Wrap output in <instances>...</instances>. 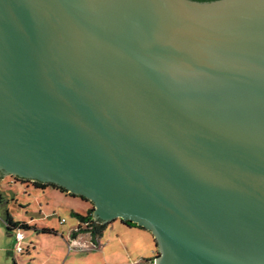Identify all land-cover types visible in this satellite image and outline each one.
<instances>
[{
	"label": "water",
	"instance_id": "1",
	"mask_svg": "<svg viewBox=\"0 0 264 264\" xmlns=\"http://www.w3.org/2000/svg\"><path fill=\"white\" fill-rule=\"evenodd\" d=\"M0 172L264 264V0H0Z\"/></svg>",
	"mask_w": 264,
	"mask_h": 264
},
{
	"label": "rangeland",
	"instance_id": "2",
	"mask_svg": "<svg viewBox=\"0 0 264 264\" xmlns=\"http://www.w3.org/2000/svg\"><path fill=\"white\" fill-rule=\"evenodd\" d=\"M14 179V178H13ZM11 177L0 180V264H121L127 263V253L120 248L115 233L106 228L102 237L97 239L95 250H84L83 243L70 239L72 229L77 225L73 213L85 216L93 206L83 199L52 192L36 191L32 182H17ZM74 198V199H73ZM5 212L12 222L26 223L29 226L48 227L56 235H41L33 228L21 231L22 252L14 253L17 241L13 231L8 233L3 218ZM61 222V223H60ZM119 222V221H118ZM147 232V231H146ZM148 237L152 235L147 233ZM152 238V237H151ZM108 239V240H107ZM83 240V239H82ZM148 258L157 252L151 242ZM145 257V259H148ZM144 264H152L151 262Z\"/></svg>",
	"mask_w": 264,
	"mask_h": 264
},
{
	"label": "trees",
	"instance_id": "3",
	"mask_svg": "<svg viewBox=\"0 0 264 264\" xmlns=\"http://www.w3.org/2000/svg\"><path fill=\"white\" fill-rule=\"evenodd\" d=\"M189 1H196V2H204V3H206V2L216 1V0H189ZM0 176H1V172H0ZM17 179H20V178H17ZM13 180L15 181L16 178L13 179ZM20 181H24V180H20ZM21 183H23V182H21ZM49 186H51L53 189H55V190H57L59 192H62L63 194H67L69 197H75V198L78 197V196L70 195V194H68L67 191H65L63 189H60V188H57V187H54L52 185H47V184L33 182V188H36L38 190H43L44 188L49 187ZM79 198H81V197H79ZM81 199H83V198H81ZM84 201H86V200H84ZM8 215H9L8 212H5V215H4V218H3L4 224L6 226V229H7L8 233H10V232L12 233V231L14 233L15 231H18V232H20L22 234L21 231L33 228L35 232H38V233L43 234V235L44 234H48L50 236L51 235H56L55 232H53L49 228H43V229L39 230L38 228L35 227V225L33 227H31V226H29L26 223L12 222L11 218ZM72 215L74 216L73 218L76 219V221L78 223L77 224L78 226L72 233H70L71 241L76 240V238L79 235L83 234V235H87L90 238L91 242L96 244L97 239L98 238L100 239L102 237V235L104 234L108 224H101V223H99L98 220H94L91 210L88 211L85 216H83L82 214H78V213H72ZM122 224L127 226V227L138 228V229L144 230L143 228L136 227L132 223H122ZM144 231H146V230H144ZM152 243L156 247V243H155V241L153 239H152ZM156 255H157V252L155 253V256ZM149 261H151V260H149Z\"/></svg>",
	"mask_w": 264,
	"mask_h": 264
},
{
	"label": "crops",
	"instance_id": "4",
	"mask_svg": "<svg viewBox=\"0 0 264 264\" xmlns=\"http://www.w3.org/2000/svg\"><path fill=\"white\" fill-rule=\"evenodd\" d=\"M36 191H42L44 192L45 190H52V192H57L60 194H63L62 192H59L55 189H53L52 187H46L43 190H38L36 188H32ZM45 194V192H44ZM68 198H72L69 197L67 194H63ZM74 199V198H73ZM73 213V212H72ZM61 223V222H60ZM78 224V223H77ZM111 225V226H110ZM78 225H76L71 233L77 228ZM110 226V231H113L112 233H115V237H116V241L119 243L120 248H122L123 246V250H125V252L127 253V259L128 262L127 263H121V264H144L145 261L147 263L149 262H153V259L155 258V256L153 258H148L151 252V242H152V238L148 237L146 231L138 229V228H132V227H127L125 225H123L120 221H112L108 224V227ZM107 227V228H108ZM37 228V227H36ZM43 228H48L46 226L44 227H39V230L43 229ZM107 230V229H106ZM105 233V232H104ZM43 235V234H41ZM24 237V236H23ZM78 237H81L83 240V242L87 241L88 236L87 235H79ZM108 240V239H107ZM102 248H99V251H101ZM148 258V259H145ZM151 260V261H149Z\"/></svg>",
	"mask_w": 264,
	"mask_h": 264
},
{
	"label": "built area",
	"instance_id": "5",
	"mask_svg": "<svg viewBox=\"0 0 264 264\" xmlns=\"http://www.w3.org/2000/svg\"><path fill=\"white\" fill-rule=\"evenodd\" d=\"M15 240L17 241L16 243V247H14V253H17V255L19 253L22 252V247H21V241L23 240V234H21L18 231H15L13 233ZM74 243H83V245H81L82 249L84 250H95L96 248H100L99 245L94 244L93 242H91L90 238H87V241L83 242L81 237H77L76 240H73Z\"/></svg>",
	"mask_w": 264,
	"mask_h": 264
},
{
	"label": "flooded vegetation",
	"instance_id": "6",
	"mask_svg": "<svg viewBox=\"0 0 264 264\" xmlns=\"http://www.w3.org/2000/svg\"><path fill=\"white\" fill-rule=\"evenodd\" d=\"M11 178H12V179H13V178H14V179L16 178L15 181L20 182V183H21V182H26V183H27V182H31V181H20V179H17V177H11ZM1 179H2V174H1V176H0V180H1ZM32 183H33V182H32ZM49 187H51V186H49Z\"/></svg>",
	"mask_w": 264,
	"mask_h": 264
}]
</instances>
